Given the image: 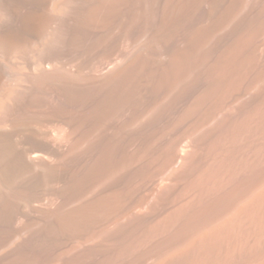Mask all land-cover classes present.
Segmentation results:
<instances>
[{
	"label": "bare ground",
	"instance_id": "6f19581e",
	"mask_svg": "<svg viewBox=\"0 0 264 264\" xmlns=\"http://www.w3.org/2000/svg\"><path fill=\"white\" fill-rule=\"evenodd\" d=\"M0 264H264V0H0Z\"/></svg>",
	"mask_w": 264,
	"mask_h": 264
},
{
	"label": "rangeland",
	"instance_id": "374dc122",
	"mask_svg": "<svg viewBox=\"0 0 264 264\" xmlns=\"http://www.w3.org/2000/svg\"><path fill=\"white\" fill-rule=\"evenodd\" d=\"M57 132H54L53 136H56ZM58 135V134H57ZM54 137V138H55ZM193 141V135L188 136L185 141L179 145V150L186 155V152L184 150L188 149V145ZM47 156V155H46ZM179 162L173 165V168L168 169L165 174L162 176L160 180V184L158 189L156 190L153 198L148 201V203L138 205L134 208L135 213L133 214H138V213H148L149 210L157 208V203L160 204V202L167 200L169 202V199L171 195L173 194V188H174V182L177 180L173 179L171 176V173L174 171V169H177L179 167ZM163 196V198H161ZM165 197V198H164ZM160 198V199H159ZM162 201H159L161 200ZM165 199V200H163ZM51 201V197L49 196L47 199V202L49 203ZM156 202V203H155ZM155 203V204H154ZM151 208V209H150ZM132 214V215H133Z\"/></svg>",
	"mask_w": 264,
	"mask_h": 264
}]
</instances>
